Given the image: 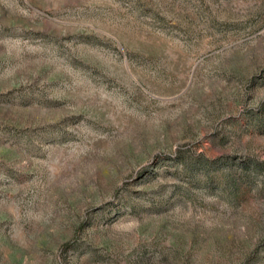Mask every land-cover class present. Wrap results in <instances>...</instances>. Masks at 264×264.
<instances>
[{"label":"rangeland","instance_id":"obj_1","mask_svg":"<svg viewBox=\"0 0 264 264\" xmlns=\"http://www.w3.org/2000/svg\"><path fill=\"white\" fill-rule=\"evenodd\" d=\"M0 264H264V0H0Z\"/></svg>","mask_w":264,"mask_h":264}]
</instances>
